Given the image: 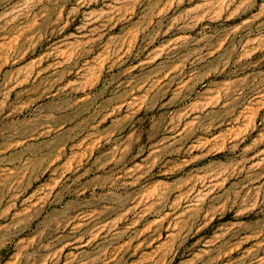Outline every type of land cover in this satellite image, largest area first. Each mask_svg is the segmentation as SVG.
I'll use <instances>...</instances> for the list:
<instances>
[{"label":"rangeland","instance_id":"obj_1","mask_svg":"<svg viewBox=\"0 0 264 264\" xmlns=\"http://www.w3.org/2000/svg\"><path fill=\"white\" fill-rule=\"evenodd\" d=\"M0 264H264V0H0Z\"/></svg>","mask_w":264,"mask_h":264}]
</instances>
